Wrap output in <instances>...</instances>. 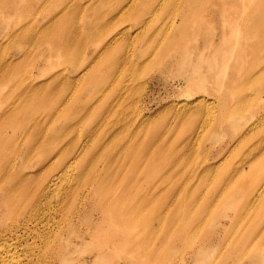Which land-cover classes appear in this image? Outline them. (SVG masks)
<instances>
[{
  "label": "rangeland",
  "instance_id": "rangeland-1",
  "mask_svg": "<svg viewBox=\"0 0 264 264\" xmlns=\"http://www.w3.org/2000/svg\"><path fill=\"white\" fill-rule=\"evenodd\" d=\"M196 2L137 0L125 13L122 0H0V153L31 176L19 198L7 188L16 195L10 208L0 199V264H264V199L240 213L246 181L235 194L221 192L248 151L264 152V73L263 84L242 78L232 89L217 84L224 75L264 72V0ZM234 17L260 25L228 24ZM123 56L137 65L120 72V98H106L118 105L107 109L97 101L111 86L109 76L122 70ZM198 73L207 77L201 85ZM64 97L78 120L57 116ZM137 112L147 119L155 148L153 177L128 172L123 181L132 173L135 184L109 182L100 192L91 183L102 168L100 153L114 150L116 142H107ZM220 113L221 124L210 125L209 114L217 120ZM240 130H247L242 141ZM74 156L72 170L57 182L58 191L72 193L62 203L51 199L61 210L26 220L36 212V189L48 171ZM243 170L251 182L264 177V167ZM127 189L132 193L121 196ZM116 192L118 201H103L102 193ZM143 194H151L149 208L128 215Z\"/></svg>",
  "mask_w": 264,
  "mask_h": 264
},
{
  "label": "bare ground",
  "instance_id": "bare-ground-1",
  "mask_svg": "<svg viewBox=\"0 0 264 264\" xmlns=\"http://www.w3.org/2000/svg\"><path fill=\"white\" fill-rule=\"evenodd\" d=\"M191 1L196 2V0H185L186 5H189L190 4V6H191V4H192ZM136 3H137V0H122V4L120 3L121 4L120 5V9H121L122 12H125V13L126 12H130V10H133L135 8ZM197 4H198V6L201 5V4L199 5V3H197ZM194 5L195 4H193V6ZM221 13L223 15V11ZM256 21H257V19H256ZM258 21L255 22L254 19L249 18V17H247V18L240 17L239 19H238V17H234L233 18V21L232 22H229L228 24L238 25V24H243L244 22L245 23L247 22L249 24L248 26L250 28H254L256 25H257V27H258V25H260V22H258ZM225 24H226V26H228L227 23H225ZM249 27H247V29H250ZM171 37L174 38L173 36H171ZM165 38H167V37L165 36ZM218 42L221 43V44H223L224 42H226V34L224 32L221 34ZM261 43H262V41H259L258 42L259 45ZM171 44H172V42L170 43V46H171ZM210 44H212V41H210L208 45H210ZM128 46L130 47V45H128ZM189 55L188 54L185 55V57H188L187 58V61L189 60ZM129 57H130V54H129ZM185 57H184V60L183 61H185ZM214 60H216V59H214ZM214 60L212 62L213 64H214ZM121 61H122V66L124 65L123 68H122V70H118L117 71V72H119V74H116L115 75V74L112 73L109 76V81H110L109 86L110 85L111 86L109 88H107L106 93H103L100 96V98H98L99 100L97 101V103H100L101 104V101L103 100L104 101V105H105L106 98H107L108 94H110V93H113V94L114 93H117L116 96L120 98V95H121L122 92L119 93L120 88H121V87L119 88V86H121L123 83H125V82H123L121 84V79L123 80V78H125V77H122L121 78V75H122L121 73H124L125 72L124 70H127L128 71L130 69H133V65H135V66L137 65L136 64L137 62L132 63V60L131 59H128L125 56H123L121 58ZM198 61H199V59L196 60L195 63H197ZM226 62H228V60H226ZM127 64H129V66H131V67H126ZM194 67H196V66H194ZM138 69H140V68H138ZM208 69L210 70V68H208ZM253 69H255V67ZM113 70L116 71L117 69L113 68ZM251 70H252V67H250L249 71H251ZM135 71H137V70H134V74H135ZM191 71H193V70L191 69ZM128 72H127V74H128ZM245 72L246 71H244V72L241 71V72H239V74L237 76H234V75L231 76L229 74L226 75V76L225 75L224 76H221V80L224 77L223 78V81L221 83H219V82L218 83L216 82V83L218 84V86L223 87L224 90L232 89L235 85H238V83H239L238 81H240V78H242L243 80H246L247 82H248V80H250L251 81L250 84H252V83L256 82L257 80H259V82H260L261 81L260 79H262L263 73H264L263 72V69H261V68H259L253 74H246ZM84 73H85V71L82 72V75ZM79 76L81 77V74ZM134 76L137 77V75H134ZM132 77H133V75H132ZM132 77L130 79H128V80H131ZM196 77L198 78V79L196 78L197 81L199 82L198 84H200V83L202 84L205 80H207L206 75L203 74V73H198ZM213 79H214V77H213ZM131 81H133V80H131ZM192 82H193V80H192ZM101 83H105V78L101 80ZM127 83L128 82H126V84H124L123 86L129 87ZM195 83H196V81H195ZM216 83L213 81V84H216ZM261 84H263L262 81H261ZM200 85H198L197 88ZM194 87H196V86H194ZM202 87L200 86V88H202ZM133 89H135V88L133 87ZM137 90H140V88L137 89ZM57 92H56V94H57ZM94 95H96V94L94 93L93 96ZM139 96H140V94H139ZM59 100H60V98H59ZM202 100H203V95H200L197 98H194L192 100V104L194 105V104L200 103ZM69 101H68V98L66 99L64 97V100L61 103V105L63 104L62 105L63 107H61V108H63L64 112L59 110L60 112L57 115L58 117L60 116V118H63V120H66L65 122L68 121L67 123H71L72 120H78L77 118L80 117V115H79V113L77 111V108L76 109L73 108V105L70 104ZM111 105L112 106L115 105V107H116V105H118V103L116 104V103H113V102L112 103H108L107 102L106 103L107 109L109 108V106L111 107ZM84 106L82 105L83 108H84ZM102 106H103V104H102ZM207 106H208V104H207ZM69 109L71 110L70 113H69V111H70ZM209 111L211 112V110H209ZM141 115H140V112L139 113L137 112L135 114V119L132 121V123L130 122V123L127 124L128 126L131 125V126H129V128H126V130L122 129L120 131V133H118L119 135L118 134H114V135L112 134L113 136L110 139V141L107 142V144L111 145L113 142H116V146H115L114 150H112L110 152H107V151L105 152L104 150L101 151V153H100L101 155L105 153L104 154V157L102 159V168L100 170H97V171L93 172V174H92V180H91L92 185L93 186L96 185V189L99 188V187H101V186L104 187V185H106L109 182L114 183L116 181L119 184L125 183V181H123L124 180V174H126L128 172H132V173H135V174H138V172H141L142 174L139 173L138 176H140V175H141V177L144 176V177H142L143 180L145 178H152L153 177L152 176V173H151V169L153 168V165H154V162L152 160V156H153V151L155 150V148L150 145V141L151 140L148 138V136H149L148 135V132L149 131H148V126L146 125V120L147 119L145 117L144 118L141 117ZM45 116H46V114H45ZM222 117L223 116H221V113H220L217 116V120H216L215 117H213L212 114L211 115L209 114L210 125H220L221 124V121H222ZM53 118H54V116H53ZM206 118H208V114L206 115ZM249 119H247V120H249ZM258 119H257V121H259ZM215 120H216V122H215ZM203 121H205V120H203ZM48 122H51V119L48 120L47 123ZM136 122H137L138 125H136ZM244 124H242V125H244ZM90 133H92V131H90ZM242 133H244V134L241 135ZM246 133H247V130L246 131L245 130H240L239 131V135H241L239 137V139L241 138L240 139L241 141L244 139V136H245ZM194 134H195V132H193L192 134H190L191 136L189 138L193 137ZM99 135H100V133H98L96 136H94L93 137L94 139L92 138V142L96 141L94 143H98L99 139L97 138V136H99ZM105 146L107 147V145H105ZM192 146H190V147H192ZM254 150L255 149L252 148L250 151H248L245 154V156L239 161L238 167L235 169L234 173L229 176V178L228 177L224 178V180H225L224 182L226 184V187H225V190H222L221 191V192H225L226 191V193L223 195V197L227 193L235 194L237 192V187L241 184V182L244 183L246 181V183H245L244 186L247 187L249 193H248V195L245 194L243 196L242 200H241V203L243 204L241 206L242 207L241 208L242 210H241V212L239 210H237L240 213H244V212L245 213H248L251 210V207L253 205H255L256 203L260 202L262 200V198L264 199V177L262 176L259 179H255V180H253L251 182V181H249L250 176L248 174L249 173L248 170H243L244 166L247 167L248 169H251V171L253 170V172L261 169L262 167H264V164H263L264 162H262L263 156H264L263 155L264 152H261L260 150L258 152H253ZM131 153H133V155H130ZM1 154L2 153H0V171H3V170H6L7 171V173H5V175L9 176V178H10L9 179V182L10 183H8V184H6L4 186L3 184H5L6 179L1 178V175H0V178H1L0 180L2 181V183H0V189L3 190L2 192H4L3 194H1L0 199H2L3 202H6L7 203L6 206L8 208H10V205L9 204L11 202H14L15 201L16 195L15 196H12L11 193L7 191V188L10 189V190H13V191H18L17 194H18V198H19L20 195H21L20 193L24 192L27 189V188L24 187V185H25V183L28 184L29 177H31V176H29L28 173H24L21 168L18 169L20 172L18 170L13 169V168H15L14 167V163L11 162L9 160V158L2 157ZM95 158L97 159L98 156L96 155ZM91 164H93V162H91L89 166H93ZM20 165H21L20 167L23 166V164L21 162H20ZM73 165H75V156H74V158H71V160L70 159H68V160H65V159L62 160L61 161L60 168H59L58 171H55L54 172L53 169L48 171V172H50V173H48L49 175L47 174L48 176L46 177L45 181L42 184H40L37 187V189H36L38 191L36 193V197H35L36 200L34 202V207H35L34 210H36V212H34L33 214L27 216L26 217V220L32 221V220H35V219H37L39 217L41 219V218L44 217V215H46L45 214V211H48L49 214H54L55 212L59 211V209L61 210L62 206H61V208L58 209V208H54L53 205H50L51 204V199L54 196H56L57 198H59V200L62 203V201H64V198L66 197V193L67 192H69L70 194L72 193V190L69 191V190H66V189L64 190V192L58 191V188L59 187H57V182H58V180H60L64 176H66V174L69 173L72 170ZM132 168H134V169H132ZM138 168H141V169L138 170ZM205 170L209 172V170H211V168L209 166H206L205 167ZM132 173H129L130 175H129L128 179L126 180V183L125 184H130V183L135 184V182L138 181V176L137 175L133 176ZM234 174H236V175H234ZM99 184H103V185H99ZM242 186H243V184H242ZM111 188H115V187H111ZM99 191L102 192V189L99 188ZM119 191H120V189H119ZM130 192H131V189L124 190V191H122L121 196L122 195L127 196ZM26 193L29 194V190H27ZM101 197H102V199H103L104 202L108 198L112 199V201H114V202L118 201L119 198H120V196L117 195V192L113 196H110L109 194L107 196L105 193H102L101 194ZM151 198H152L151 197V194H143L141 196L140 200H134V201H132L133 206H135V209H133L132 212L128 209L127 210V214L130 215V214H133V213H136V212H142V213H144L145 210H147L149 208V206H150ZM229 203L230 204H228L229 206L227 208H232L231 206H234V204H232V202H229ZM101 211H102V216L103 217L106 216L107 213L108 214H111L115 218L117 217V214H115V213L106 212V211H103V210H101ZM7 252H8V249H7ZM7 254H9V252ZM11 261H12V259H11ZM11 261L9 263H11ZM14 263H15V261L12 264H14ZM18 263L19 262H17V264Z\"/></svg>",
  "mask_w": 264,
  "mask_h": 264
}]
</instances>
